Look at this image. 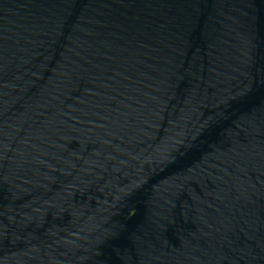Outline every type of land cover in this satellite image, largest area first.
Here are the masks:
<instances>
[{
  "label": "water",
  "instance_id": "95a60500",
  "mask_svg": "<svg viewBox=\"0 0 264 264\" xmlns=\"http://www.w3.org/2000/svg\"><path fill=\"white\" fill-rule=\"evenodd\" d=\"M0 264H264V0H0Z\"/></svg>",
  "mask_w": 264,
  "mask_h": 264
}]
</instances>
